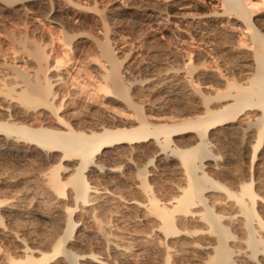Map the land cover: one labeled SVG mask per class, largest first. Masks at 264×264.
<instances>
[{
    "label": "bare ground",
    "instance_id": "obj_1",
    "mask_svg": "<svg viewBox=\"0 0 264 264\" xmlns=\"http://www.w3.org/2000/svg\"><path fill=\"white\" fill-rule=\"evenodd\" d=\"M52 2L0 0V17L34 35L27 4L51 15ZM219 5L172 16L184 32L233 17L243 63L221 41L126 65L98 14L97 66L64 91L53 71L70 58L32 37L26 67L1 59L0 39V264H264V0ZM170 13L141 20L161 29Z\"/></svg>",
    "mask_w": 264,
    "mask_h": 264
},
{
    "label": "rangeland",
    "instance_id": "obj_2",
    "mask_svg": "<svg viewBox=\"0 0 264 264\" xmlns=\"http://www.w3.org/2000/svg\"><path fill=\"white\" fill-rule=\"evenodd\" d=\"M52 4V6L56 8V11H54L51 15L46 14V10H48L47 7L49 8L51 6L49 4H42L35 10L29 8L31 7L29 4H27V6L25 4L28 8L26 12L27 19L30 22L29 25H31L33 29H36V31L33 32L34 35L31 31V34H29L30 32L26 33V26L18 16L16 17L13 14L6 13V15L4 14L5 16H2V18L0 17V39L2 41L1 44H3L1 47V55L3 57H0L1 59H10L9 62L11 61L24 64L26 67L31 66V63L33 64V60L30 58L31 56H29L28 53H30L32 46L35 44L33 41L35 38L36 40H34L36 42L38 41L37 43H44V45L49 48V51L51 49L52 58L55 59V57L59 55L60 57L63 56V60L65 58H70V61H65L66 63L63 61V63L61 62L59 67L62 68L58 67L60 70L58 69L53 71L54 74L62 72L66 79H68L69 84L68 82L66 83L68 85L62 83L57 86V88L63 89L64 91L69 87L70 83L72 84L77 80L81 81L80 79L81 77H84V72H86V70L90 71L95 69V66H97L95 65L96 62H94L95 59L92 58V55L94 57L97 53L95 50L98 51L97 45L95 46L96 39L94 40V37L101 38L104 35L103 32H99V30L102 31V29L101 26L99 28V25H97L98 23L101 24V17H98V14L99 16L101 14L105 15L111 29L110 36L113 37L112 41L115 42L113 45L116 48L117 54L122 57L121 59L125 56L126 59L124 60V63L126 65L128 62H131V60L135 57L134 55H138L139 53L142 54L139 56V58L141 57L140 60H142V58L147 60L149 54H152L151 57L153 58V54L168 53L170 51H177L180 48L191 50L193 51V54L205 53L209 51V49L214 51L215 49L213 50V48H216L214 46L221 41H225L226 45H229V47L235 46L236 50L234 52V56L236 62L239 61V63H243L244 58L239 56H241L244 52L245 54L248 52L247 48L243 45L239 46V43L241 42L240 40L246 39V30H240L233 17L222 18V22H226L224 27H211L213 30L211 29L208 31V28L203 29L199 23L197 26H192L189 30L184 32V29L187 27L183 23L178 22L175 17L172 16L173 11L182 9L197 13L219 10V0H97L96 4L94 0H53ZM79 4L82 5L78 6ZM84 5L86 9L83 7ZM148 7L163 8L171 12L168 17L165 16L167 20L164 21L163 28L156 30L153 28L151 29L146 21L141 20V14H143ZM261 16L264 18V14ZM53 18H55L56 21ZM64 32L68 34H79L80 32L85 35L84 37L76 36V40L72 43V46H69L68 48V46L63 42L64 40L61 39V34ZM162 32L164 37H161ZM242 32L243 34H241ZM24 35L26 37H24ZM3 41L5 43H3ZM23 44L25 46L27 45L26 48L28 49H25V53L23 52L24 50H22V52L18 51L19 53H22L18 54L15 49L20 48ZM133 45L134 49H132L128 56L127 52ZM12 46L16 48L14 49ZM217 49L220 51L222 48H218L217 46L216 50ZM223 49L225 50V48ZM223 49L220 52L224 51ZM77 69L81 70L79 74L77 73L79 72ZM74 73L79 77V79H71ZM136 74L134 73L133 75V73H129L127 76L132 78L138 76V74ZM65 86L68 87L66 88Z\"/></svg>",
    "mask_w": 264,
    "mask_h": 264
}]
</instances>
